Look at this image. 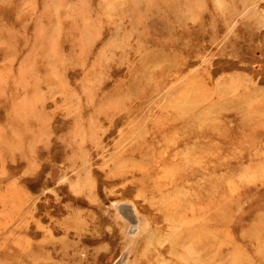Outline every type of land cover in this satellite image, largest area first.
Wrapping results in <instances>:
<instances>
[{"label": "rangeland", "instance_id": "rangeland-1", "mask_svg": "<svg viewBox=\"0 0 264 264\" xmlns=\"http://www.w3.org/2000/svg\"><path fill=\"white\" fill-rule=\"evenodd\" d=\"M0 264H264V0H0Z\"/></svg>", "mask_w": 264, "mask_h": 264}, {"label": "bare ground", "instance_id": "bare-ground-1", "mask_svg": "<svg viewBox=\"0 0 264 264\" xmlns=\"http://www.w3.org/2000/svg\"><path fill=\"white\" fill-rule=\"evenodd\" d=\"M11 21V20H10ZM136 229V228H135ZM135 229H133V230H135ZM137 230V229H136ZM132 231V230H131ZM136 232H138V230L136 231ZM134 233V232H133ZM137 234H135V236H136ZM139 236H136V238H138ZM133 240H134V237H133Z\"/></svg>", "mask_w": 264, "mask_h": 264}]
</instances>
